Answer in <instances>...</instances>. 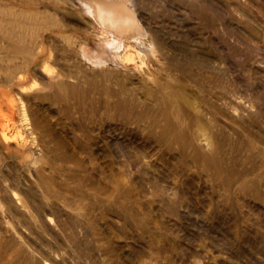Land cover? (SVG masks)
<instances>
[{"label": "rangeland", "instance_id": "obj_1", "mask_svg": "<svg viewBox=\"0 0 264 264\" xmlns=\"http://www.w3.org/2000/svg\"><path fill=\"white\" fill-rule=\"evenodd\" d=\"M86 1L0 0V264H264V0Z\"/></svg>", "mask_w": 264, "mask_h": 264}, {"label": "bare ground", "instance_id": "obj_2", "mask_svg": "<svg viewBox=\"0 0 264 264\" xmlns=\"http://www.w3.org/2000/svg\"><path fill=\"white\" fill-rule=\"evenodd\" d=\"M94 1L95 0L86 1L84 3L89 9L88 12L90 11V13L94 15L95 20L100 24L99 27L101 28L102 32L111 38V45L113 48H115V53H117L122 61L133 60V54L130 52L129 47L130 44L127 42H129L133 37H137V35H139V29H137L135 26L133 27L135 24V17L133 18L132 14L130 13L131 11H129V9L127 10V8L106 9L104 5H100V3L96 4ZM121 50L123 51L121 52Z\"/></svg>", "mask_w": 264, "mask_h": 264}]
</instances>
